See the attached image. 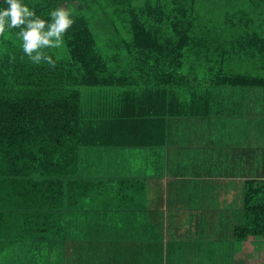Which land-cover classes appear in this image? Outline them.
I'll list each match as a JSON object with an SVG mask.
<instances>
[{
	"label": "crops",
	"instance_id": "0c3cea01",
	"mask_svg": "<svg viewBox=\"0 0 264 264\" xmlns=\"http://www.w3.org/2000/svg\"><path fill=\"white\" fill-rule=\"evenodd\" d=\"M189 1L89 12L113 58L128 62L122 31L138 20L156 36L149 61L191 80L147 72L81 85L80 134L66 160L11 178L0 264H257L264 234L235 232L248 222L247 189L264 190V83L222 78L264 80V0L249 13ZM179 17L188 37L178 51L170 41Z\"/></svg>",
	"mask_w": 264,
	"mask_h": 264
},
{
	"label": "trees",
	"instance_id": "16d2710c",
	"mask_svg": "<svg viewBox=\"0 0 264 264\" xmlns=\"http://www.w3.org/2000/svg\"><path fill=\"white\" fill-rule=\"evenodd\" d=\"M123 8L138 7L131 0H114ZM42 19L49 20L48 13L62 5L73 12L75 23L65 34L69 51L66 57L57 56L46 49L55 60V67L47 64L33 65L18 42L6 39L0 53V210L9 196L11 178L24 176L27 168L60 167L67 158L64 147L80 134V86L138 81L142 74L156 72L158 82L185 84L190 76L182 72L172 75L167 65L150 62L147 56L155 35L138 20L132 21V39L119 46V54H128V62L122 67L121 57L116 55L114 67H109L96 44L91 27L93 13L86 12L91 2L105 5L102 0H21ZM82 2V4H80ZM83 2H85L83 4ZM143 8L153 5H142ZM0 0V8H6ZM184 9V8H177ZM182 18L174 24L170 45L184 48L188 33L181 25ZM126 46V49H122ZM123 60V59H122ZM119 72V74H117ZM130 73L139 76H130ZM222 81L230 84H262L261 78L244 75H226ZM252 183V181H251ZM248 222L236 228V236L264 234V190L251 186L244 198Z\"/></svg>",
	"mask_w": 264,
	"mask_h": 264
},
{
	"label": "clouds",
	"instance_id": "9594fccd",
	"mask_svg": "<svg viewBox=\"0 0 264 264\" xmlns=\"http://www.w3.org/2000/svg\"><path fill=\"white\" fill-rule=\"evenodd\" d=\"M6 8H0V35L6 31L19 29L16 39L24 56L33 65L47 64L55 67V60L46 49H60L65 44V34L75 23L73 12L57 7L48 13L49 20L36 15L21 0H4Z\"/></svg>",
	"mask_w": 264,
	"mask_h": 264
},
{
	"label": "rangeland",
	"instance_id": "374dc122",
	"mask_svg": "<svg viewBox=\"0 0 264 264\" xmlns=\"http://www.w3.org/2000/svg\"><path fill=\"white\" fill-rule=\"evenodd\" d=\"M38 1V0H36ZM105 1V5L102 6L99 3L96 2H91V6L86 8V12H91L94 11L96 9H121L124 7V5L118 6L114 0H102ZM132 3H138L139 0H131ZM166 3L165 8L168 7H175V8H189V0H162V2ZM85 2H83L84 4ZM215 3H217V5L219 6V0L216 1H211V6H214ZM82 4V2L80 3ZM154 4V3H153ZM257 2L255 0H225L224 4H222V8L224 10H226L225 7H227L228 11H232L235 8L238 9H244L246 13H249L250 9L257 6ZM208 5V2L206 3L204 0H196L195 1V8L196 9H203V7H206ZM60 7H64L65 9L68 8L65 5H62ZM220 10V9H218ZM121 18V17H120ZM246 18V17H244ZM237 19L238 17H234V21L235 23H237ZM242 23H238V25H241ZM19 29H12L10 31H6L4 35H0V53L2 52V50L4 49V46L7 44L6 39L9 38L12 42H18V40L16 39V32H18ZM94 31V35L96 36V44L98 49L102 52L103 57L105 59V61L108 63L109 67H114L112 63H109L111 61H113L112 59V46L110 44V42L105 40V34H102L101 31L94 27L93 28ZM122 35L123 37H125L126 40H131V32L123 29L122 31ZM173 38V37H171ZM65 40V37H64ZM123 49V47H122ZM50 51H53L57 56L60 57H66L69 55V51L68 48L66 46V43L64 44V46L60 49H48ZM121 63H122V67H124L125 65V61L124 59H121ZM263 254V255H262ZM255 258V257H253ZM257 264H264V250L260 252V255L258 257H256L254 259ZM256 264V263H255Z\"/></svg>",
	"mask_w": 264,
	"mask_h": 264
}]
</instances>
